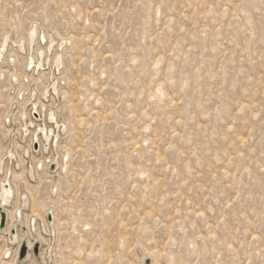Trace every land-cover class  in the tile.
Returning a JSON list of instances; mask_svg holds the SVG:
<instances>
[{
  "label": "rangeland",
  "instance_id": "1",
  "mask_svg": "<svg viewBox=\"0 0 264 264\" xmlns=\"http://www.w3.org/2000/svg\"><path fill=\"white\" fill-rule=\"evenodd\" d=\"M8 178L0 264H264V0H0Z\"/></svg>",
  "mask_w": 264,
  "mask_h": 264
},
{
  "label": "bare ground",
  "instance_id": "2",
  "mask_svg": "<svg viewBox=\"0 0 264 264\" xmlns=\"http://www.w3.org/2000/svg\"><path fill=\"white\" fill-rule=\"evenodd\" d=\"M34 28V27H33ZM27 40V39H26ZM16 53V52H15ZM17 56V55H16ZM13 71V70H12ZM15 72V71H14ZM42 105V104H41ZM36 106H37V104H36ZM50 118L53 120V119H55V115L53 114V113H51V116H50ZM31 122V125H33V124H35L34 122H32V121H30ZM26 127H28V126H26ZM28 129V128H27ZM40 133L42 134V136L44 137V139H45V141L47 142H45V144H49V142H50V140H51V138L53 137V134L52 133H50L49 131H48V129H47V127H42V126H40L35 132H34V134H33V137L36 139V140H39V135H40ZM33 138V139H34ZM38 170V169H37ZM33 168L31 169V172H32V174H33ZM15 174V173H14ZM8 175V174H7ZM37 176H38V174H37ZM25 181V180H24ZM27 181V180H26ZM13 185H14V183L13 182H10V180H9V178L7 179V180H4L2 183H1V185H0V205L2 204L3 205V207L4 206H9V204L12 202V198H13V194H14V191H15V187L13 188ZM30 190V189H29ZM28 190V191H29ZM19 191H17V193H18ZM22 194V193H21ZM27 195V194H26ZM19 203V202H18ZM29 205H30V200H29V196L27 195V197H25L24 198V200H21V204H20V206H18V208L16 209V221H17V223H21L22 222V216H23V208L24 207H26V208H28L29 207ZM7 208V207H6ZM14 211H15V209H14ZM14 211L12 210V213H11V211L9 210V216H10V219L12 218V222L14 221L13 219H14V215H13V213H14ZM36 212V211H35ZM34 212V213H35ZM0 214H1V212H0ZM41 218V217H40ZM35 220H36V218L34 217V224H35ZM58 222V221H57ZM31 224H32V222H31ZM16 226L17 224L16 223H14V224H11L10 223V225L9 226ZM57 226V225H56ZM18 238V234L16 233V234H14L13 236H12V239H14V240H16ZM44 238V237H43ZM42 238V239H43ZM23 239H26L27 240V243H28V246H29V248H31L33 245H34V241L32 240V239H30L29 238V234L27 233L25 236H23L22 237V239H21V241L23 240ZM37 242H40L41 243V241H39V240H37ZM8 249V248H7ZM50 252V251H49ZM51 253V252H50ZM49 253V256H48V258H50L51 257V254ZM7 254V256L6 257H8L9 256V254L8 253H6ZM30 252H29V250H28V254H27V256H26V260L27 259H29L30 258ZM9 262V261H8ZM7 262V263H8Z\"/></svg>",
  "mask_w": 264,
  "mask_h": 264
},
{
  "label": "water",
  "instance_id": "3",
  "mask_svg": "<svg viewBox=\"0 0 264 264\" xmlns=\"http://www.w3.org/2000/svg\"><path fill=\"white\" fill-rule=\"evenodd\" d=\"M6 220H7V214L6 212H4L3 210L1 211V226L0 228L3 230L5 228V223H6ZM14 232H15V229H13ZM22 247H21V250H20V258L21 259H25L27 254H28V243H27V240L26 239H23V242H22ZM38 246H39V242H35L34 244V248H35V252L38 251ZM146 264H151V262L148 260Z\"/></svg>",
  "mask_w": 264,
  "mask_h": 264
}]
</instances>
